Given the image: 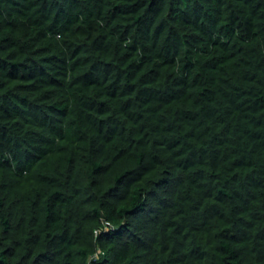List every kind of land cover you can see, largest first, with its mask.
Wrapping results in <instances>:
<instances>
[{
	"label": "trees",
	"instance_id": "trees-1",
	"mask_svg": "<svg viewBox=\"0 0 264 264\" xmlns=\"http://www.w3.org/2000/svg\"><path fill=\"white\" fill-rule=\"evenodd\" d=\"M99 250L264 264V0H0V264Z\"/></svg>",
	"mask_w": 264,
	"mask_h": 264
},
{
	"label": "built area",
	"instance_id": "built-area-1",
	"mask_svg": "<svg viewBox=\"0 0 264 264\" xmlns=\"http://www.w3.org/2000/svg\"><path fill=\"white\" fill-rule=\"evenodd\" d=\"M112 227H113L112 223L110 221H108V220H105L103 222L102 226L96 229V236H98L101 232H103L105 230H108V229H110ZM100 252H102V250H99V251L96 252V254L89 260V264H94V260L96 259L94 257H99L100 256Z\"/></svg>",
	"mask_w": 264,
	"mask_h": 264
},
{
	"label": "clouds",
	"instance_id": "clouds-1",
	"mask_svg": "<svg viewBox=\"0 0 264 264\" xmlns=\"http://www.w3.org/2000/svg\"><path fill=\"white\" fill-rule=\"evenodd\" d=\"M94 258L99 259V257H94Z\"/></svg>",
	"mask_w": 264,
	"mask_h": 264
}]
</instances>
